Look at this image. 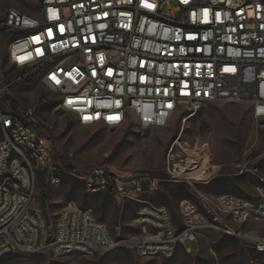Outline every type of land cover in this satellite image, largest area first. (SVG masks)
Instances as JSON below:
<instances>
[{"label":"built area","instance_id":"2783aa9c","mask_svg":"<svg viewBox=\"0 0 264 264\" xmlns=\"http://www.w3.org/2000/svg\"><path fill=\"white\" fill-rule=\"evenodd\" d=\"M15 38L8 60L20 74L0 86V257L108 254L129 245L141 258L172 257L185 241L217 232L252 241L229 223L264 224V179L256 204L229 194L196 193L170 211L142 198L164 180L204 177L198 160L172 162L156 179L94 168L77 177L85 192L132 203L142 237L115 239L90 211L74 204L47 219L34 204L36 172L59 183L52 144L35 113L4 107L2 96L27 81L58 97L57 108L81 126H121L133 116L160 128L185 107L244 104L264 128V4L248 0H41L37 16L0 13ZM75 176V175H74ZM149 231V232H147ZM264 251V242L253 241Z\"/></svg>","mask_w":264,"mask_h":264},{"label":"rangeland","instance_id":"374dc122","mask_svg":"<svg viewBox=\"0 0 264 264\" xmlns=\"http://www.w3.org/2000/svg\"><path fill=\"white\" fill-rule=\"evenodd\" d=\"M40 1L0 0V13L14 9L37 16ZM248 1L264 4V0ZM14 38L13 33L0 30V86L20 74L8 60V48ZM1 103L19 111L33 109L36 129L52 144L60 170L55 174L59 183L51 182L50 177L37 170L34 196V204L47 219H55L61 208L74 204L90 211L117 240L142 237L141 229L132 223L135 204L118 205L106 195L88 194L77 177L94 168H105L162 179L169 163L194 159L204 177L189 183L160 181L153 191L146 186L142 198L165 206L176 225L179 203L196 201L197 192L211 196L229 194L253 205L257 203L264 179V128L247 105L205 103L190 117L187 109L180 107L166 126L143 129L133 116L117 128L81 126L73 114L58 109V97L36 81L12 87L2 96ZM229 224L252 241L204 232L198 243L185 241L184 248L190 253L178 247L169 258H141L129 245H121L111 253L92 256L5 255L0 257V264H264V251L253 242H264V224L253 218L243 224Z\"/></svg>","mask_w":264,"mask_h":264},{"label":"trees","instance_id":"16d2710c","mask_svg":"<svg viewBox=\"0 0 264 264\" xmlns=\"http://www.w3.org/2000/svg\"><path fill=\"white\" fill-rule=\"evenodd\" d=\"M82 184V183H81ZM82 187H83V185H82ZM107 197H110V196H108V195H106ZM111 198V197H110Z\"/></svg>","mask_w":264,"mask_h":264}]
</instances>
